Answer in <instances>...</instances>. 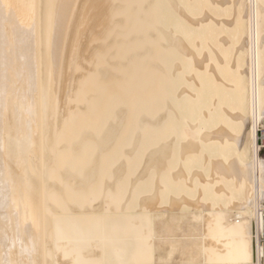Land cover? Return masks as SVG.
<instances>
[{
	"label": "bare ground",
	"instance_id": "obj_1",
	"mask_svg": "<svg viewBox=\"0 0 264 264\" xmlns=\"http://www.w3.org/2000/svg\"><path fill=\"white\" fill-rule=\"evenodd\" d=\"M260 124L264 0H0V264H262ZM191 206L196 237L156 227Z\"/></svg>",
	"mask_w": 264,
	"mask_h": 264
},
{
	"label": "rangeland",
	"instance_id": "obj_2",
	"mask_svg": "<svg viewBox=\"0 0 264 264\" xmlns=\"http://www.w3.org/2000/svg\"><path fill=\"white\" fill-rule=\"evenodd\" d=\"M220 35H221V33H220ZM220 35H219V37H220ZM222 52H223L222 54H227L230 51L226 48ZM222 73L224 74L223 75V79H225V81L227 83L232 84L234 88L232 89V88L225 87L223 89V91H216L214 93V96L213 97L214 98L216 97L217 99H219L217 105L219 106V110H220V113H221V116L218 117L217 120L219 121V124L220 125L222 124L227 130L233 132L236 135H241V134L245 133V127H243L240 123H236L229 116H227L225 114V112L222 111V107L227 108V109L233 111V113H243V114L245 113V114L249 115L250 114V106L245 105L244 100L238 95L237 91L235 90L236 89V84H238V82H239V79H238L237 75L235 73H233V71L230 70L226 64L222 66ZM240 86H241V90L242 91H245V89L247 88V85L244 82L242 84H240ZM207 103L209 104V101ZM211 106H213L212 99H211V103L209 104L208 107H211ZM258 127H264V124H260ZM203 152L205 153L206 156H209V157L210 156L211 157H220L222 155V153L227 154L228 157H234V156H236V153H237L236 152V146H235V144L233 142H231L230 144L229 143L228 144L226 143V144L220 145V147H218V148L213 143H210V144L207 145V147H205V149L203 150ZM260 155H261V157H264V151H261L260 152ZM193 168H196L195 165L193 166ZM199 168L205 170L206 174H208L210 172V168L209 167L208 168L206 167L207 169H205L203 167V165H201ZM228 188L231 191L234 192V185H229ZM190 191L193 193L192 190H190ZM192 193H190V195H192ZM206 201L214 202L215 205H218V203L221 202L219 199H216L215 197H213L211 195L210 196H207ZM191 207H188L186 210L189 209L193 213L195 211H196L195 213H199V211L197 209H193V207L192 208ZM178 209H180V208H178ZM178 209H177V211H179ZM186 210L184 211V209H180L179 213L176 212V210L175 211H171V212L168 211V213H167L168 215L167 214L165 215L166 217L164 216L162 218H158V219L155 220L156 221V227L159 230L163 231L164 233H167L166 232L167 231L166 229H168V231H170L169 230V227L172 226L170 224H172L174 222L173 221L174 218L175 219L178 218L173 223V226L170 228L172 234L170 232H168V233H170L171 235H173L174 233L179 232L180 234L179 233L178 234L177 233L175 234L176 237L178 235V237L185 236V237H189V238H191L190 236H192V237L195 236L196 234H194V233H198L197 235H199V233H201V231L203 230L201 228L202 226H200V225H202L201 222L198 221V220H196V219H194L192 212H190L189 210L187 212ZM181 211L184 212V213H182ZM170 214H173V215H170ZM177 214H178V216H177ZM175 215H176V217H175ZM169 217H171V218H169ZM179 217L181 218V222H180V218ZM165 219H166V221H165ZM188 220L190 221V223H188L189 222ZM162 221L163 222L165 221V223H163ZM169 221H171V223ZM186 221H188V222H186ZM166 222L170 223L169 224L170 226H168V224ZM158 223H160L161 225L158 224ZM180 223L184 224L183 226L186 227V228L189 227V229H187L188 231H185L186 229L183 230V226H182L181 228L183 230L182 231L183 233L180 232L179 231L181 229L179 227ZM191 224H193L194 226L191 225ZM195 224L196 225L198 224L199 226H196L195 227ZM191 227H194V228H198L199 227L201 229V231H200L199 228L197 230H195L194 228H191ZM172 228H174V229H172ZM177 228H178V230H176ZM184 233H185V235H184ZM189 234H190V236H188ZM167 245H168V247H167ZM175 245H176L175 246V251H174V254L172 256V260L170 259V262H172V264H181L180 259L183 260V261L184 260L185 261L190 260L191 255H189V254H186V256H185V254L183 255L182 254L183 247H181V245H178V244H175ZM169 246H170L169 244H165V247H164V250L165 251H166V249L167 250L170 249L169 251H166V253H165V251L163 250L164 251L163 253L165 254L166 257L168 255L167 253L171 251V246L170 247ZM191 246H193V245H191ZM194 247L197 248L196 245H194L193 248ZM189 248H192V247L189 246ZM180 250H182V251H180ZM188 253H190V252H188ZM198 259H199V256L197 254L195 256V259L194 260H198ZM190 261H192V260H190Z\"/></svg>",
	"mask_w": 264,
	"mask_h": 264
},
{
	"label": "built area",
	"instance_id": "obj_3",
	"mask_svg": "<svg viewBox=\"0 0 264 264\" xmlns=\"http://www.w3.org/2000/svg\"><path fill=\"white\" fill-rule=\"evenodd\" d=\"M256 143L259 153L264 151V127H258ZM257 218L259 224H255L252 236L256 254L262 261V264H264V206H261L257 211Z\"/></svg>",
	"mask_w": 264,
	"mask_h": 264
}]
</instances>
